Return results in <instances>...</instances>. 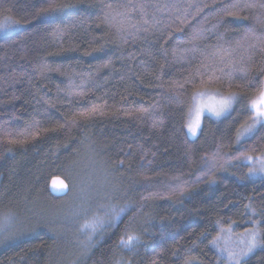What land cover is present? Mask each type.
Returning a JSON list of instances; mask_svg holds the SVG:
<instances>
[{"label": "trees", "instance_id": "obj_1", "mask_svg": "<svg viewBox=\"0 0 264 264\" xmlns=\"http://www.w3.org/2000/svg\"><path fill=\"white\" fill-rule=\"evenodd\" d=\"M62 2L73 6L45 17L46 0H0V21H20L0 32V225L18 217L17 229L0 231V264H226L212 247L225 228L257 230L264 243V178L233 159L264 153L262 125L237 141L264 53L236 45L249 28L264 36V9L234 19L220 12L235 0ZM107 4L115 11L105 19ZM213 71L222 79L203 91L238 100L191 140L192 97ZM217 152L222 167L207 159ZM54 177L69 186L63 198L48 192ZM95 216L105 223L89 240L83 226ZM127 235L138 238L130 249ZM242 264H264V248Z\"/></svg>", "mask_w": 264, "mask_h": 264}, {"label": "snow or ice", "instance_id": "obj_2", "mask_svg": "<svg viewBox=\"0 0 264 264\" xmlns=\"http://www.w3.org/2000/svg\"><path fill=\"white\" fill-rule=\"evenodd\" d=\"M73 5L67 4L62 2V0H46V6L42 7L38 10V15H42L45 17L52 16L56 13L63 12L67 8L72 7ZM209 5L205 4L203 7H208ZM259 6L260 8L264 9V2H260L257 4L256 2H248L245 4H241L239 0H235V2L231 4H226L222 8L220 15L222 17H233L234 19H247V16H240L239 13L242 12L245 8H255ZM108 11L104 12V18L108 19L112 13L115 11L113 8L112 4H107L105 6ZM124 8L128 7H134L132 5H124L122 6ZM143 7V6H141ZM191 7V5H189ZM203 9L199 6L196 7V12L199 13ZM119 15H122L125 20L129 19V13L127 11L123 13H118ZM259 19V18H258ZM147 23V21H145ZM183 23V21H182ZM20 24V21L18 20H13L11 17H5L3 21H0V32H8L10 30L16 29V27ZM135 27V25H132ZM176 30H182L181 28H177ZM64 30L62 29H57L56 34L60 35L63 33ZM192 39H200V34L199 33H194ZM250 41H255L254 43H249ZM242 44H248L250 48L253 49H259L261 53H264V36H256L255 30L253 28H249L245 33L244 36L242 37L241 40H238L236 42V45L239 47ZM234 49H231L229 46L228 48L223 47L222 45L218 48V51H223L226 53L228 56L231 55V52ZM226 59V56H221V61ZM233 65H235V61H232ZM223 69H220L222 71ZM246 71V69H244ZM264 71V69H262ZM222 78L217 76L215 72L213 71L211 75L209 76V80H201L200 82V87H197L192 99L193 101H201V104L199 106H196L194 108V116L195 119L190 122L189 124V131L195 134L196 128L199 127V117L203 109L206 107L210 112H212L214 115L217 117L222 115L224 112L228 111L234 102H236L238 94L236 92L230 91L227 95L224 94H219L217 93L214 95L211 99L210 103H203L204 98H205V91H203V88L207 86V84L211 81H220ZM191 83V81H189ZM251 83V81H249ZM180 87H183V85H180ZM231 87V85H229ZM218 96V98H216ZM248 107L251 110L250 113V120L251 124H248L247 122L245 125H242L241 130H237V141L244 137L247 134H250L252 132V129L257 125V124H264V83L260 85L258 89H256L255 94L249 99L248 102ZM97 112V108L93 107V109L90 112H84L79 114V118L81 119H86L91 117L94 113ZM141 112H147V109H141ZM102 114V113H101ZM75 117L73 122L75 121ZM254 151V149H253ZM208 160L212 162V166L216 167H222L220 164V160L223 159V156L219 152L215 153L213 156L208 157ZM233 159H245L249 163L252 162H258L259 163V168L250 170V174H254L255 172H264V154L261 156H252L247 153H241L239 156H233ZM54 187H56V184L54 182ZM59 187L60 188H66L67 185L64 184L63 181H59ZM124 209H119L113 217H110V219H118L119 214L123 212ZM253 214H255V210L252 209ZM12 222L11 217H6L3 225H0V231H4L9 223ZM105 220L102 217L95 216L93 217L90 221H88L83 227L85 229L89 230V236L88 239H91V234H94L99 228H102L104 226ZM258 236V231L257 230H251L248 234V238L241 239L240 244L242 245L240 252L239 253H230L229 257L230 259L232 257H235V264H242L244 259L248 256H250L252 253L255 252V250L259 248H264V243H262L260 240L257 239ZM137 237L134 235H127L126 239H121L120 244L124 248H132L137 241Z\"/></svg>", "mask_w": 264, "mask_h": 264}, {"label": "rangeland", "instance_id": "obj_3", "mask_svg": "<svg viewBox=\"0 0 264 264\" xmlns=\"http://www.w3.org/2000/svg\"><path fill=\"white\" fill-rule=\"evenodd\" d=\"M205 93H206V95H205L203 103H210L212 97L217 94V92H212V91H205ZM216 98H218V96ZM237 100H238V97H237ZM237 100H236V102H237ZM236 102L233 103L232 107L234 106V104ZM200 104H201V101L197 100V101L194 102L193 99H192L190 110L188 112L186 131H187L188 137L191 140L195 139L197 137V135L199 134L200 127H201V122H202V120L204 118L207 117V118H210V119H213V120H220V119L224 118L230 112V110L232 109V107H231L228 111L224 112L222 115L217 117L216 115H214L212 112H210L205 107L203 109V111L201 112L200 117H199V127L196 128L195 134L193 135V133L189 131V124H190V122H192L195 119V116L193 114L194 113V108L196 106H199ZM248 109H249V107H248ZM249 112L251 113L250 109H249ZM247 123L251 124L250 117H249ZM260 125L264 126V124H257L252 129V132L250 134H247L244 137H242L239 140V142H242L245 139H247L248 137H250L251 134L254 132L255 128H257ZM241 131H243V129H241ZM245 164L248 167L247 177H249L251 180L264 178V172H255L254 174H250V170H254V169H258L259 168V163L258 162L254 161L252 163H249L248 161H246ZM54 209L57 210V211L52 210V209L50 210L49 208L46 209L44 215L48 216V217H54V218L61 219L62 215H60V214H62V211L59 208H54ZM17 218L18 217H14V219L11 222V223H13V224H11V226H13L15 224V228L16 229L18 228V226H17V224H18ZM65 219L66 218L64 217V220ZM21 227H23V225ZM250 231H247V232L241 233V234H239V233L233 234L234 232L232 231V228H225V229L221 230L219 236L216 238L215 241H213L212 247L215 249V251L217 252L218 256L223 261L226 262V264H235V257H232L230 259L229 254L230 253H239L240 252V249L242 247V245L240 244V241H241V239H245L246 240L248 238V234H249ZM257 239L259 240V235L257 236Z\"/></svg>", "mask_w": 264, "mask_h": 264}, {"label": "water", "instance_id": "obj_4", "mask_svg": "<svg viewBox=\"0 0 264 264\" xmlns=\"http://www.w3.org/2000/svg\"><path fill=\"white\" fill-rule=\"evenodd\" d=\"M59 181H63L64 184L67 185V187L63 188V189L60 188L59 187ZM54 182L56 184V187H54ZM48 192L54 198H63L68 194L69 186L62 178L54 177L48 183Z\"/></svg>", "mask_w": 264, "mask_h": 264}]
</instances>
